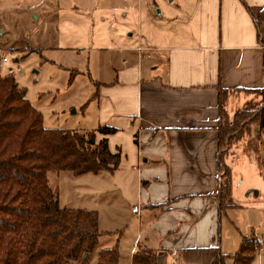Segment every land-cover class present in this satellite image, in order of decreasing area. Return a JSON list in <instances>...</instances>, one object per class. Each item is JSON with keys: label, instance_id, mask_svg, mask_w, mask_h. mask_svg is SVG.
<instances>
[{"label": "crops", "instance_id": "crops-1", "mask_svg": "<svg viewBox=\"0 0 264 264\" xmlns=\"http://www.w3.org/2000/svg\"><path fill=\"white\" fill-rule=\"evenodd\" d=\"M176 2L162 24L153 27L156 16L150 18L136 49L122 48L96 76L94 129L115 132L94 133L95 141L105 138L111 153L121 151L118 169L101 173H122L142 193L134 209L139 241L129 259L119 252L120 263L131 264L140 246L169 252L167 264H205L200 250L208 248L225 254L217 193L220 105L227 109L231 98L264 88V19L255 23L264 0ZM174 19L179 24H168ZM138 47L149 57L139 55ZM98 222L97 253L114 246L113 233Z\"/></svg>", "mask_w": 264, "mask_h": 264}, {"label": "rangeland", "instance_id": "rangeland-1", "mask_svg": "<svg viewBox=\"0 0 264 264\" xmlns=\"http://www.w3.org/2000/svg\"><path fill=\"white\" fill-rule=\"evenodd\" d=\"M176 1L0 0V55L9 59L0 77L14 76L41 113L43 128L99 133V128L94 129L98 71L104 73L122 48L136 49L140 31L150 29V18L156 16L153 27L162 24ZM171 22V26L179 24L178 19ZM263 95L246 91L231 98L225 112L229 122L235 111L247 115L220 149V161L225 164L220 173L225 177L230 170L236 204L221 217V251L228 256L238 252L242 238L256 237L264 245V129L257 119ZM131 139L136 145V136ZM47 177L61 207L96 211L102 229L113 233L121 258L129 259L139 241V212L134 209L141 205L142 193L137 183L124 180L122 173L80 177L49 172ZM96 262L94 250L85 264ZM119 264H125L120 257ZM254 264H264V251Z\"/></svg>", "mask_w": 264, "mask_h": 264}, {"label": "trees", "instance_id": "trees-1", "mask_svg": "<svg viewBox=\"0 0 264 264\" xmlns=\"http://www.w3.org/2000/svg\"><path fill=\"white\" fill-rule=\"evenodd\" d=\"M257 18L256 27L264 19V11ZM253 92L263 94L264 88ZM225 112L222 103L219 150L230 140L235 125L247 118L241 110L235 111L229 122ZM257 119L264 129V104ZM98 132L109 135L115 130L100 127ZM220 156L219 172L225 166ZM119 164L120 152L111 153L105 138L96 142L94 132L43 128L41 113L27 100L14 76L0 77V264H85L102 235L98 214L61 207L47 175L113 173ZM227 172L218 186L220 212L236 206L230 170ZM261 248V241L251 237L242 238L232 256L222 254L218 247L200 252L205 254V264H252ZM168 257L167 251L137 247L131 264H167ZM96 264H119L117 246L100 250Z\"/></svg>", "mask_w": 264, "mask_h": 264}, {"label": "built area", "instance_id": "built-area-1", "mask_svg": "<svg viewBox=\"0 0 264 264\" xmlns=\"http://www.w3.org/2000/svg\"><path fill=\"white\" fill-rule=\"evenodd\" d=\"M137 52L141 56H146L147 58L149 57L148 54H144V53H146V49H144L142 47H138ZM8 67H9V59L4 55H0V74L2 73L3 70L7 69ZM15 71L17 73H20L19 68H15Z\"/></svg>", "mask_w": 264, "mask_h": 264}, {"label": "water", "instance_id": "water-1", "mask_svg": "<svg viewBox=\"0 0 264 264\" xmlns=\"http://www.w3.org/2000/svg\"><path fill=\"white\" fill-rule=\"evenodd\" d=\"M254 194H256V193H254Z\"/></svg>", "mask_w": 264, "mask_h": 264}]
</instances>
